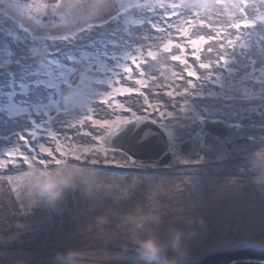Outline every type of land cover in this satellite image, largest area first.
I'll use <instances>...</instances> for the list:
<instances>
[{
	"label": "rangeland",
	"instance_id": "374dc122",
	"mask_svg": "<svg viewBox=\"0 0 264 264\" xmlns=\"http://www.w3.org/2000/svg\"><path fill=\"white\" fill-rule=\"evenodd\" d=\"M64 2L115 3L113 27L101 47L93 44L95 51L88 52L89 42L76 41L83 34L74 26L95 25L108 10L53 13V5ZM219 2L220 8L215 7L217 0H21L25 7L0 15V57L32 55L33 45L25 40L23 28L46 22L53 13L58 28L74 30L46 33L72 37L59 44V57L50 63L62 67L65 55L77 64L86 61L83 70L73 68L62 85L75 87V80L80 86L83 103L70 112L44 118L17 115L20 97L10 98L14 88H5L0 96V264H56L58 254L69 250L78 253V264L136 260L126 231L112 215L136 209L160 213L162 228L183 226L192 218L203 220L202 227L196 225L185 261L223 249L264 247V193L250 183L245 163L246 150L259 141L229 143L208 133L195 157L171 148L160 161L135 160L107 148L104 141L121 125L142 117L167 126L173 145L198 135L203 121L196 117L203 113L237 126L264 124V65L252 57L253 65L241 55L251 51V41L264 48V0H246L243 8L252 9L254 18L240 23H234L237 12L230 14L237 2ZM160 3L165 8H159ZM41 4L47 7L40 9ZM172 4L177 7H168ZM225 6L232 7L228 19ZM226 21L234 32L214 28L217 24L224 29L220 22ZM245 23L252 27L243 30ZM29 35L37 37L35 48L41 52V41L31 27ZM191 40L199 42L195 52ZM47 43L55 48L59 42ZM112 54L119 57V67L107 71L113 68L108 62ZM219 55L223 61L217 60ZM57 161L95 168L116 178L120 187L92 195L75 190L55 208L30 206L19 178L33 164L52 168Z\"/></svg>",
	"mask_w": 264,
	"mask_h": 264
},
{
	"label": "snow or ice",
	"instance_id": "6c2138e0",
	"mask_svg": "<svg viewBox=\"0 0 264 264\" xmlns=\"http://www.w3.org/2000/svg\"><path fill=\"white\" fill-rule=\"evenodd\" d=\"M25 4L21 3V0H0V15L5 17L8 16L9 9H19L25 7ZM159 8H165L164 3L157 5ZM47 7V5H39L40 9ZM89 7H101L108 10L107 15H101L98 17V23L93 25L88 23L87 27L84 24H76L74 28L79 29V33L83 36L77 35L76 41L83 43L87 40L89 43L85 45L88 52H93L92 45L95 44L97 47H101L100 41L104 39L107 35L108 30H111L114 23L113 12L117 11L116 5L113 2H109L103 5H89L86 3H56L53 5V13L57 10L64 12L68 15L69 12L65 10H71L76 8L78 10L87 9ZM170 8H176L177 5H169ZM53 13L48 14V19L46 22L40 21L37 25H29L33 32H36L41 41V52H37L35 48L36 36L29 35V27L23 28V35L25 40L32 42V55H13L9 58L0 57V96L4 95L5 88H14L10 93V98L13 96H18L20 99L17 101L18 107L16 109L17 115L21 113H29L30 115L40 116L41 118L46 117L49 113H55L60 115L63 112H70V110L76 107L78 104L83 103V98L79 91V85L76 81H71L72 85L75 87H62L65 81L71 76L72 69L81 68L82 64L86 61H81L77 64L71 56L65 55L64 61L62 62V67H57L56 64L50 63V61L57 60L60 53V43L69 42L72 37L68 35H47L48 31H54L60 33L63 31H73L74 28L62 29L56 26V21L54 19ZM79 19V17H77ZM87 23V21H85ZM237 29L241 28V24H236ZM244 28H251L252 25L245 23ZM2 31V29H0ZM47 41L59 42L56 44L55 48H52ZM193 51L198 48V41H190ZM260 43L264 44V40ZM241 55L246 56L247 60L255 65V60L252 57L259 59L260 63L264 65V48H259L256 41H251V51L247 53H241ZM174 60L180 59L178 56H173ZM108 62H113V68L107 69V71H114L115 68L119 67V57L115 54L108 56ZM240 64L242 67L247 68L248 64L245 60H241ZM202 67H208V65H202ZM130 71V69H126ZM118 75V73H116ZM191 75V73H189ZM18 86V87H17ZM261 87H264L262 85ZM72 91L75 93V99L71 104H66L64 101L65 93ZM2 111V109H0ZM196 119L207 121L210 119L207 113L201 114V116L196 117ZM139 121H137V124ZM167 135V129L164 130ZM196 131V129H193ZM123 134V146L127 148L129 152L136 155L142 151L151 142V136H147L146 132L148 129H137L136 125L133 124L128 129L121 130ZM35 133H33L34 135ZM244 135H248L244 133ZM204 137V130L201 128L198 132V138ZM253 143H256L254 141ZM169 147L178 149V145H173L171 140H169ZM51 155V153H48ZM8 155H13V152H9ZM27 159V157H25ZM59 161H57L58 163ZM2 166V165H0Z\"/></svg>",
	"mask_w": 264,
	"mask_h": 264
},
{
	"label": "clouds",
	"instance_id": "9594fccd",
	"mask_svg": "<svg viewBox=\"0 0 264 264\" xmlns=\"http://www.w3.org/2000/svg\"><path fill=\"white\" fill-rule=\"evenodd\" d=\"M74 99L72 91L64 96L66 104H71ZM245 163L250 183L264 193V141L246 150ZM19 186L30 206L55 208L72 191L81 190L92 195L98 191L111 192L120 184L116 178L102 175L95 168L74 161H59L52 168L31 165L19 178ZM112 215L126 231L137 264H185L191 251L189 242L197 235L196 225L203 226V220L192 218L183 226L170 224L162 228L160 213L141 209L125 213L113 211ZM78 259V253L69 250L58 254L56 264H78Z\"/></svg>",
	"mask_w": 264,
	"mask_h": 264
},
{
	"label": "water",
	"instance_id": "95a60500",
	"mask_svg": "<svg viewBox=\"0 0 264 264\" xmlns=\"http://www.w3.org/2000/svg\"><path fill=\"white\" fill-rule=\"evenodd\" d=\"M137 121L139 123L137 124ZM203 121V120H202ZM133 124L137 129H148L147 136H151V142L142 151L133 155L123 146L122 129H128ZM167 129V135L165 134ZM204 137L198 138V135L180 142L175 151L195 157L202 149L207 134H212L225 142H237L243 140L264 141V124L252 125H233L222 119L203 121ZM247 133L248 135H244ZM169 140L172 143L170 129L159 121L150 118H139L127 124L121 125L118 129L105 137V144L109 149L121 150L129 154L133 159L139 161H160L171 149ZM102 264H137L136 260H116L108 261ZM185 264H264V247L248 245L238 249H223L213 251L198 261H185Z\"/></svg>",
	"mask_w": 264,
	"mask_h": 264
},
{
	"label": "trees",
	"instance_id": "16d2710c",
	"mask_svg": "<svg viewBox=\"0 0 264 264\" xmlns=\"http://www.w3.org/2000/svg\"><path fill=\"white\" fill-rule=\"evenodd\" d=\"M223 1H226V0H223ZM231 1V4H229V6H232V5H234V3L233 2H237V9L235 8L234 10H231L230 11V14L232 15V13L233 14H235L236 12H237V18L238 19H236V20H234V23H240V22H243L242 20H246V19H249L250 17L251 18H254L253 17V11H252V9L250 10V8H248L247 10L246 9H244L243 8V6L246 4L245 3V1L246 0H230ZM208 2H210V1H208ZM221 3L219 2V0H217V3H215V7L216 8H220L221 7V5H220ZM229 8H232V7H228V6H225V9H224V11H223V9H222V11H223V13L227 16V19H228V11L230 10ZM242 8H243V10H242ZM209 9H211V8H209ZM222 11H221V9H219V12H221L222 13ZM260 11H261V13H263L264 14V8H260ZM232 12V13H231ZM222 17V16H221ZM235 19V18H234ZM249 20H252V19H249ZM230 21V20H229ZM238 21V22H237ZM223 23V24H222ZM220 24H222L221 26H223L224 25V29H220V28H217V27H219L220 25H215V29H217V30H220L222 33H229V31H226V30H229V29H231V31H233L234 29L232 28V26L229 24V22L228 21H226V22H220ZM243 29V28H242ZM216 30V31H217ZM243 30H245V28L243 29ZM234 32V31H233ZM217 60L219 61V60H221V61H223V56L222 55H219V57H217Z\"/></svg>",
	"mask_w": 264,
	"mask_h": 264
}]
</instances>
